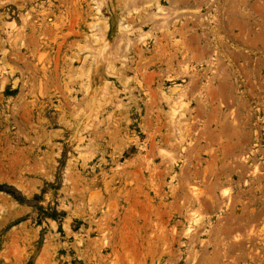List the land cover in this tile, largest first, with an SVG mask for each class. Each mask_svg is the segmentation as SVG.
Wrapping results in <instances>:
<instances>
[{"label":"rangeland","instance_id":"obj_1","mask_svg":"<svg viewBox=\"0 0 264 264\" xmlns=\"http://www.w3.org/2000/svg\"><path fill=\"white\" fill-rule=\"evenodd\" d=\"M0 264H264V0H0Z\"/></svg>","mask_w":264,"mask_h":264},{"label":"bare ground","instance_id":"obj_2","mask_svg":"<svg viewBox=\"0 0 264 264\" xmlns=\"http://www.w3.org/2000/svg\"><path fill=\"white\" fill-rule=\"evenodd\" d=\"M85 22H86V21H85ZM73 25H74V23L72 24V28H71V27H70V28L74 31V26H73ZM103 25H104V24H103ZM70 28H69V30H70ZM72 33H73V32H72ZM105 42H106V41H105ZM105 42H104V45H105ZM108 42H109V41H108ZM106 46H107V44H106ZM108 47H109V46H108ZM109 48H110V47H109ZM101 49H102V48H101ZM102 50H103V49H102ZM106 50H107V48H106ZM100 52H101V50H100ZM109 52H110V51H109ZM98 53H99V52H98ZM104 53H105V52H104ZM107 53H108V52H107ZM108 54H109V53H108ZM108 54H106V55L108 56ZM102 55H103V54H102ZM99 56H100V55H99ZM109 56H110V55H109ZM107 61L109 62V60H107ZM108 62H107V63H108ZM103 66H104V65H103ZM97 68H98V67H97ZM55 70H56V68H55Z\"/></svg>","mask_w":264,"mask_h":264}]
</instances>
